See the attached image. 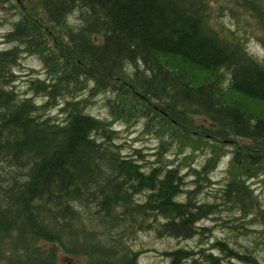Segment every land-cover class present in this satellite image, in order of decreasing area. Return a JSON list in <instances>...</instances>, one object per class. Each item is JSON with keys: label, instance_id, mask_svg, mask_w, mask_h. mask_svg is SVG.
<instances>
[{"label": "trees", "instance_id": "obj_1", "mask_svg": "<svg viewBox=\"0 0 264 264\" xmlns=\"http://www.w3.org/2000/svg\"><path fill=\"white\" fill-rule=\"evenodd\" d=\"M226 1L230 25L210 0H0V263L140 264L151 232L196 240L167 264H264L236 238L264 234V112L229 96L264 103V0ZM136 118L154 150L122 139Z\"/></svg>", "mask_w": 264, "mask_h": 264}, {"label": "rangeland", "instance_id": "obj_2", "mask_svg": "<svg viewBox=\"0 0 264 264\" xmlns=\"http://www.w3.org/2000/svg\"><path fill=\"white\" fill-rule=\"evenodd\" d=\"M212 2V19L215 24H219V22L226 23L230 25L231 23L235 22V19L230 16L227 9H221L219 12H217V7L221 3H226V0H210ZM7 15L6 10H3V6L0 7V47L4 46L5 43H3L2 35L5 30H7L10 27L9 22L3 17V15ZM245 25H249L246 27L245 33L249 34L251 37L248 39V46L251 51L256 53L259 56L264 57V45L261 44L258 40L255 39V33H262L263 29L260 25L257 24V22L253 21L250 24L245 23ZM242 29L244 27L240 26ZM22 65L20 68L23 70H20L22 72H26V76L28 73H36V70H32L31 68L34 67L35 69H38L41 72V61L38 57L35 55H27L21 60ZM20 72V73H22ZM204 74L203 71L196 70V75L198 78L202 77ZM25 76V77H26ZM19 86L21 88H24L25 81L24 79H21L19 81ZM231 99L239 101L241 103H244L248 106L249 109L258 111V112H264V103L261 101H247L243 97H241L240 94H238L235 91H230ZM102 96L98 97L97 103L93 104L91 107L93 112H98L101 114H105L107 108L102 103ZM137 119V118H136ZM115 126L119 129L118 131L122 135V139L129 141L130 144H135L138 146H142L143 148H146L145 150H154L155 145L157 142L156 136H154L152 133L147 131L146 128H144V119L139 118L136 121L132 122H124L121 120H115ZM201 159L200 156H198L195 160L197 163ZM224 162L225 159L222 160L221 164H219L218 168L214 171L215 178H218L222 173L224 169ZM257 189L261 193V197L264 204V184L260 183L257 186ZM259 222V221H258ZM203 223L205 224H212L214 223V220L212 219H204ZM258 227H262L261 224L257 225ZM213 232L217 235H227L228 232H226L223 228H220L219 225H217ZM257 231H253L249 234V237H245L243 233H238L236 236L239 243H243L245 245H248L253 251L256 252V254L259 256V259L264 263V234L259 233L257 235ZM195 239H175L170 237H158L155 236L151 232H143L140 233L139 239L135 242V245L140 248V254L138 257V261L140 264H167V257H164L161 250L166 248H173L177 245H193L195 244ZM3 264V263H0ZM57 264H84V261L81 257H69L63 253L60 254Z\"/></svg>", "mask_w": 264, "mask_h": 264}]
</instances>
